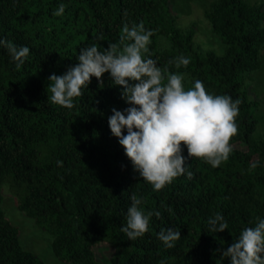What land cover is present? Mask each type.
<instances>
[{"label":"trees","instance_id":"16d2710c","mask_svg":"<svg viewBox=\"0 0 264 264\" xmlns=\"http://www.w3.org/2000/svg\"><path fill=\"white\" fill-rule=\"evenodd\" d=\"M60 4L64 13L53 15ZM204 17L221 50L199 43L194 23L181 26L170 0H0V39L30 49L18 69L0 48V264H45L22 245L3 208L4 188L51 236L61 262L230 264L218 250L264 219V136H255L261 104L249 92L262 67L264 2L212 0ZM125 22L154 32L146 55L185 74L186 88L199 79L209 94L242 101L233 151L219 167L191 158L190 178L186 172L160 191L143 181L109 128L112 109L128 107L110 74L101 88L93 77L73 109L48 102L50 75H63L83 48L117 43ZM181 54L190 58L187 67L168 65ZM133 193L145 212L160 216L151 217L144 236L129 240L121 228ZM217 213L229 225L222 233L208 223ZM168 227L181 233L172 248L158 239ZM103 245L113 249L108 263L97 258Z\"/></svg>","mask_w":264,"mask_h":264},{"label":"clouds","instance_id":"9594fccd","mask_svg":"<svg viewBox=\"0 0 264 264\" xmlns=\"http://www.w3.org/2000/svg\"><path fill=\"white\" fill-rule=\"evenodd\" d=\"M64 11L65 5L60 4L53 15L60 16ZM153 35L143 22H133L131 26L125 22L117 43H109L103 50L97 44L83 48L78 62L63 75H50L46 92L50 93L47 96L51 104L73 109L74 101L82 96L93 77L101 88L104 75L110 74L113 87L122 89L121 98L128 105L123 111L112 109L108 117L110 131L143 181L160 191L186 174L188 159L199 158L213 168L229 159L242 101L229 95L209 94L199 79L186 88L185 74L160 67L146 55ZM0 48L8 50L18 69L30 53L27 46L17 48L5 39H0ZM189 63L190 58L183 54L168 61L177 69ZM182 145L187 147L188 158L183 155ZM187 175L190 178L192 173ZM130 199L126 225L121 231L129 240H136L148 232L151 217H159L160 213L145 212L140 207L142 199L135 193ZM208 223L215 233L229 227L220 213L210 217ZM158 239L172 248L181 233L168 227L158 233ZM218 252L221 259L229 258L230 264H264V219H258L254 227L244 228L230 246Z\"/></svg>","mask_w":264,"mask_h":264},{"label":"rangeland","instance_id":"374dc122","mask_svg":"<svg viewBox=\"0 0 264 264\" xmlns=\"http://www.w3.org/2000/svg\"><path fill=\"white\" fill-rule=\"evenodd\" d=\"M212 0H170L173 10L179 15L181 26L196 25V40L206 48L221 50L220 41L210 30L208 21L204 17V10ZM252 2H264V0H251ZM262 67L252 77L250 95L260 102L258 111L259 125L255 133L256 137L264 136V51L262 53ZM3 208L8 219L19 228L20 240L25 249L39 255L45 264H68L59 261L52 252L51 236L47 235L36 226L33 219L27 217L18 209L16 199L7 188L3 189ZM113 249L108 245L96 248L97 258L108 263Z\"/></svg>","mask_w":264,"mask_h":264}]
</instances>
